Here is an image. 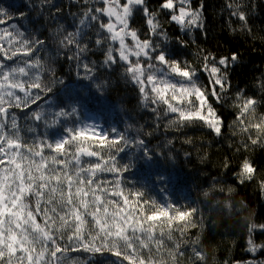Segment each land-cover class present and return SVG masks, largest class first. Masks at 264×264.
Returning <instances> with one entry per match:
<instances>
[{
  "label": "snow or ice",
  "instance_id": "snow-or-ice-1",
  "mask_svg": "<svg viewBox=\"0 0 264 264\" xmlns=\"http://www.w3.org/2000/svg\"><path fill=\"white\" fill-rule=\"evenodd\" d=\"M223 8L231 33L264 41L251 23L256 0ZM205 11L204 0H0V264H215L205 241L221 219L239 226L250 255L224 264H264V221L236 198L249 183L264 193L252 158L264 149V73L233 88L241 54L185 39L208 38ZM189 44L194 61L177 51ZM113 74L134 86L151 131L130 117L105 128L90 115ZM187 129L236 138L238 158L225 156V178L205 177L197 198L181 202L159 162H176L169 132L194 146ZM160 132L166 139L152 144ZM140 163L147 182L130 178Z\"/></svg>",
  "mask_w": 264,
  "mask_h": 264
},
{
  "label": "trees",
  "instance_id": "trees-1",
  "mask_svg": "<svg viewBox=\"0 0 264 264\" xmlns=\"http://www.w3.org/2000/svg\"><path fill=\"white\" fill-rule=\"evenodd\" d=\"M7 5L8 3H21L22 0H2ZM63 3V0H58ZM194 4H198L199 0H193ZM206 4L205 16L207 18L208 38L205 40L199 36V33L194 32L192 36H186L185 39L191 40L196 38L197 44L200 47L206 48L209 51L220 54H228L232 51H238L241 54L242 62L235 68L231 77L233 88H250L253 84L254 78L264 73V41L259 39H251L244 34H233L228 30L227 25V11L223 8L225 0H204ZM155 3V0H153ZM257 8L252 15L253 31L257 35H264V0H256ZM140 22L137 21V26ZM168 31L171 36L177 34L176 26L168 25ZM180 56L187 58L190 61L195 60L194 53L196 46L189 44L186 49H177ZM66 70V69H65ZM113 84L110 90L105 94V98L100 100H92L90 102V113L102 111L103 114H110L113 116V124L123 128L124 121L129 117L138 124H144L147 130L152 129L148 127L151 124L152 117L149 113L142 111L138 104V95L134 86L118 80L116 74L112 76ZM223 111L229 117L231 122V109L226 105ZM264 111V109H261ZM97 115V114H96ZM188 136L193 137L194 146L182 145L181 140L184 138L179 134L167 133L168 137L176 135L177 141L175 143L174 154L177 155L175 164L161 160L159 167L166 169L175 177H178L180 187L185 188L195 200L199 194L200 188L198 185L207 186L205 184V177L220 176L225 178V174L221 169V164L225 156L236 162L238 157L235 156L232 148L229 147L231 143L235 146L236 138L219 140L206 130L187 129ZM166 139V134L163 132L155 134L152 138V144L163 142ZM183 150L193 152L191 161H185L183 157ZM207 154V160L201 164L199 156ZM252 158L256 163L258 169L264 171V149H255L252 152ZM203 169V171H201ZM230 175V173L228 174ZM233 184L234 180L230 181ZM237 199L243 198L255 212L256 217L260 221H264V193L254 184H247L238 186ZM205 213H209V209L205 207ZM212 215H217L212 213ZM222 217V214H219ZM239 226L234 225L233 222L221 219L218 227L211 232V239L206 240L207 251L214 255L215 264H224L225 260H246L250 255L244 251L243 240L241 239ZM264 239V237H261ZM264 257V254H260ZM84 258V256H81ZM103 260V258H100ZM106 264V262H105Z\"/></svg>",
  "mask_w": 264,
  "mask_h": 264
},
{
  "label": "rangeland",
  "instance_id": "rangeland-1",
  "mask_svg": "<svg viewBox=\"0 0 264 264\" xmlns=\"http://www.w3.org/2000/svg\"><path fill=\"white\" fill-rule=\"evenodd\" d=\"M97 114V115H96ZM91 116H95L98 120V122L100 123H104L105 121H107V123H104L105 128L111 126V125H115L113 124V116L110 114H103L102 111H96L94 114L90 113ZM150 171L146 166H144L142 163L137 164L136 169H134V175L131 176L130 178L136 181H145L147 182V180L149 179V174ZM173 194L174 197L178 200H180L181 202H186L185 198H187V201H193L191 195L188 193V191L185 188L180 187L179 182H178V177H176V181H175V188L173 189ZM152 195L154 196H158L159 193L158 191H152ZM81 259H83V257H81Z\"/></svg>",
  "mask_w": 264,
  "mask_h": 264
}]
</instances>
